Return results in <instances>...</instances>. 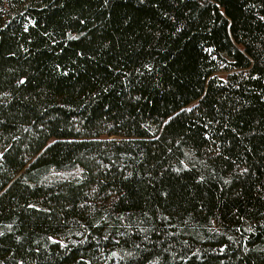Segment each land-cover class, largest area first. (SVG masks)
Masks as SVG:
<instances>
[{
  "label": "trees",
  "instance_id": "1",
  "mask_svg": "<svg viewBox=\"0 0 264 264\" xmlns=\"http://www.w3.org/2000/svg\"><path fill=\"white\" fill-rule=\"evenodd\" d=\"M0 264H264V0H0Z\"/></svg>",
  "mask_w": 264,
  "mask_h": 264
}]
</instances>
